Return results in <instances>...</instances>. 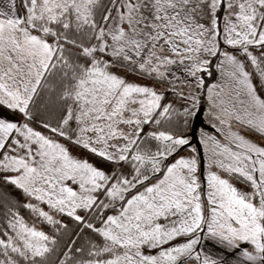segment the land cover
Masks as SVG:
<instances>
[{
    "label": "snow or ice",
    "instance_id": "6c2138e0",
    "mask_svg": "<svg viewBox=\"0 0 264 264\" xmlns=\"http://www.w3.org/2000/svg\"><path fill=\"white\" fill-rule=\"evenodd\" d=\"M0 264H264V0H2Z\"/></svg>",
    "mask_w": 264,
    "mask_h": 264
},
{
    "label": "trees",
    "instance_id": "16d2710c",
    "mask_svg": "<svg viewBox=\"0 0 264 264\" xmlns=\"http://www.w3.org/2000/svg\"><path fill=\"white\" fill-rule=\"evenodd\" d=\"M215 78H216V77H215V74H214L213 77L207 81V83H211L212 80H214ZM168 99H171V95H170V94H169V96H168ZM204 105H206V104H204ZM81 151H82V150H81ZM82 152H83V155H84V156H88V153H86V152H84V151H82ZM88 158H89L93 163L98 164L99 166L103 167V168H104L105 170H107V171H110L111 168H112V166H111L110 164H100V162H99L98 160H96L95 157L88 156ZM3 190L7 191V192L10 194V196H11L12 198H14V199H19L21 202H24V201H26V199H27V198L23 197L22 193H21L19 190H16V189H14V188L11 187V186H6V187L3 188ZM21 214L24 215L25 218H26V219H29V221L31 222V219H30V213H29V211H28L27 209H23V208H21ZM81 214H82V213H81ZM58 219H62L65 223H68V224H69V227H70V228L72 227V222L70 221L69 218H67V217H58ZM38 226H39V225H38ZM97 226H99V225H97ZM43 227H44V230H45V231H50V226L43 225ZM86 232H87V230H86ZM89 235H91V234L89 233ZM96 239L99 240L98 237H97Z\"/></svg>",
    "mask_w": 264,
    "mask_h": 264
},
{
    "label": "water",
    "instance_id": "95a60500",
    "mask_svg": "<svg viewBox=\"0 0 264 264\" xmlns=\"http://www.w3.org/2000/svg\"><path fill=\"white\" fill-rule=\"evenodd\" d=\"M203 107L205 108V111L202 112L199 116V120L197 122V127L198 128H204L206 130H210V131H214L211 127H209V124L205 118V113H206V105L203 104ZM193 143L196 145L197 149L200 150L201 149V146L196 143L195 140H193ZM201 156L203 157V152L201 151ZM201 171L204 172L205 171V158L204 160L202 161V167H201ZM202 179H203V176H202Z\"/></svg>",
    "mask_w": 264,
    "mask_h": 264
},
{
    "label": "rangeland",
    "instance_id": "374dc122",
    "mask_svg": "<svg viewBox=\"0 0 264 264\" xmlns=\"http://www.w3.org/2000/svg\"><path fill=\"white\" fill-rule=\"evenodd\" d=\"M128 79H130V80H135V79H137L136 77H133V76H129L128 77ZM140 83H152V81L151 80H140L139 81ZM207 107V106H206ZM205 118H206V120H207V122H208V124H209V120H210V118L207 116V113H205ZM214 122V121H213ZM204 129V128H203ZM205 131H208V132H213V131H210V130H206V129H204ZM253 139H259V137L258 136H253L252 137ZM196 146V145H195ZM72 151H73V153L74 154H78V155H80V156H84L83 155V152L80 150V149H77V148H72ZM185 154H187L186 152H181V155H185ZM111 171V170H110ZM205 173H206V158H205V171H204ZM201 179H202V177H201ZM47 210V209H46Z\"/></svg>",
    "mask_w": 264,
    "mask_h": 264
},
{
    "label": "crops",
    "instance_id": "0c3cea01",
    "mask_svg": "<svg viewBox=\"0 0 264 264\" xmlns=\"http://www.w3.org/2000/svg\"><path fill=\"white\" fill-rule=\"evenodd\" d=\"M0 2H2V0H0ZM208 247H209V251H212L211 245H209Z\"/></svg>",
    "mask_w": 264,
    "mask_h": 264
}]
</instances>
